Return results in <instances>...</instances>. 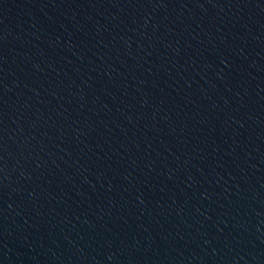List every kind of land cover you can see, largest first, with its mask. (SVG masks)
Instances as JSON below:
<instances>
[{"label": "water", "instance_id": "water-1", "mask_svg": "<svg viewBox=\"0 0 264 264\" xmlns=\"http://www.w3.org/2000/svg\"><path fill=\"white\" fill-rule=\"evenodd\" d=\"M0 264H264V0H0Z\"/></svg>", "mask_w": 264, "mask_h": 264}]
</instances>
